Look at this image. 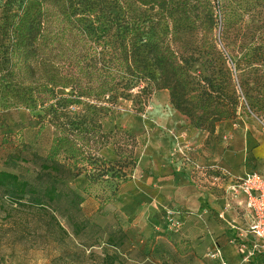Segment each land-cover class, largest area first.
<instances>
[{"label":"rangeland","instance_id":"rangeland-1","mask_svg":"<svg viewBox=\"0 0 264 264\" xmlns=\"http://www.w3.org/2000/svg\"><path fill=\"white\" fill-rule=\"evenodd\" d=\"M223 1L226 49L220 28L214 33L233 73L236 117L210 132L194 128L171 106L168 90H155L137 112L130 100H122L118 114L104 117L95 136H76L84 152L57 154L66 174L58 186L83 196L73 217L87 221V227L73 233L49 206L17 205L2 197L0 264H264V251L244 258L216 212L230 176L264 173V0ZM235 56L241 57L237 71ZM247 86L252 90L244 93ZM40 113L21 108L0 116L7 124L0 126V166L45 182L54 129ZM188 128L196 137L187 134ZM118 129L139 138H127L131 149L114 150L113 140L122 143L118 134L101 136ZM117 151L136 155V163L109 195L116 179L96 175L89 180L86 172L100 173L103 159L118 158ZM229 154L235 159L229 161Z\"/></svg>","mask_w":264,"mask_h":264},{"label":"trees","instance_id":"trees-1","mask_svg":"<svg viewBox=\"0 0 264 264\" xmlns=\"http://www.w3.org/2000/svg\"><path fill=\"white\" fill-rule=\"evenodd\" d=\"M225 8L223 0H0V116L43 110L38 117L54 129L45 182L0 166V209L2 197L17 205L49 206L73 233L84 230L88 222L73 217L84 198L58 186L66 174L57 154L84 152L76 136H95L104 117L118 114L122 100L137 112L155 90L165 89L170 105L194 128L211 132L234 119L239 96L214 33L220 28L223 42ZM240 56L231 57L236 71ZM117 134L123 139L113 140L114 150L131 149L127 138L139 139L125 129L101 136ZM115 154L103 159L100 173L86 172L89 180L115 178L109 195L136 163L132 153Z\"/></svg>","mask_w":264,"mask_h":264},{"label":"built area","instance_id":"built-area-1","mask_svg":"<svg viewBox=\"0 0 264 264\" xmlns=\"http://www.w3.org/2000/svg\"><path fill=\"white\" fill-rule=\"evenodd\" d=\"M223 190L228 198L240 195L245 197V207L250 218L246 232L252 236V240L250 244H245L240 239L238 249L246 259L264 249V176L255 170L244 172L242 176H230ZM228 226L236 228L233 220H229ZM218 253L219 248L216 247L215 253L211 255L215 257Z\"/></svg>","mask_w":264,"mask_h":264},{"label":"crops","instance_id":"crops-1","mask_svg":"<svg viewBox=\"0 0 264 264\" xmlns=\"http://www.w3.org/2000/svg\"><path fill=\"white\" fill-rule=\"evenodd\" d=\"M174 116H175V119L177 120L178 115L175 114ZM186 132L190 137H196L197 135V132L194 129L188 128L186 129ZM164 150H168V147H165ZM228 159L229 161H231L235 159V157H231L229 154ZM165 168H166V165H165ZM223 198L224 200L222 199V202L217 207L216 212L218 213V217L220 221L223 222L227 228L231 229L230 239L233 238L238 241L242 239L243 242H246V240H248L249 238L252 240V236L246 232V227H247V224L250 218H249V212L247 211L245 207V197L240 195L237 197H230V198L223 197ZM221 213H223V216H221ZM229 220H233L235 222L236 228H230L228 226ZM261 251H264V249Z\"/></svg>","mask_w":264,"mask_h":264}]
</instances>
